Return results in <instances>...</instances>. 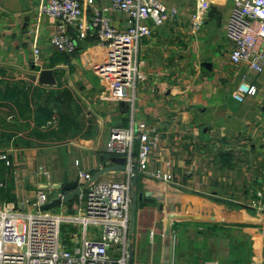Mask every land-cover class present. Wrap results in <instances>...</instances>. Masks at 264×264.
Here are the masks:
<instances>
[{"label": "crops", "instance_id": "obj_1", "mask_svg": "<svg viewBox=\"0 0 264 264\" xmlns=\"http://www.w3.org/2000/svg\"><path fill=\"white\" fill-rule=\"evenodd\" d=\"M161 1L177 7L178 16L142 40L137 60L146 78L124 99H116L97 71L106 51L96 45L97 38L90 35L76 54L58 51L52 44L57 20L38 14L39 1L0 0V79L22 84L31 94L67 88L74 95L61 103L71 121L61 129L55 123L56 133L48 137L33 135V113L23 119L15 106L0 105V117L11 126L7 130L16 133L8 137L10 146L0 147L10 159L15 200L0 203L33 210L38 190L52 199L72 190L65 185L69 182L79 187V170L94 176L118 156L106 147L112 130L145 121L159 135L150 167L173 174L174 181L139 172L135 186L127 170L99 176L131 178L132 193L153 199L138 202L136 228L129 231L133 264H162L169 212L209 217L173 221L171 264H264V210L249 204L253 199L264 203V70L230 58L226 28L232 0H208L210 10L199 29L191 21L197 0ZM85 14L90 17L91 10ZM111 17L116 26L126 25L123 13ZM34 45L41 49L38 64L32 59ZM43 68H54L56 85L38 82ZM241 81L255 85L257 92L236 99ZM0 133L5 136L1 125ZM79 203L77 195L61 205L74 211Z\"/></svg>", "mask_w": 264, "mask_h": 264}, {"label": "built area", "instance_id": "obj_2", "mask_svg": "<svg viewBox=\"0 0 264 264\" xmlns=\"http://www.w3.org/2000/svg\"><path fill=\"white\" fill-rule=\"evenodd\" d=\"M39 15L57 20L52 36L56 50L74 54L89 32L97 44L105 48L97 71L108 84L111 95L124 99L129 88H135L146 76L137 60L144 38L152 35L155 26H163L178 16L177 7L161 0H38ZM233 9L227 22V36L232 43L230 58L234 64L247 63L253 70H264V0H232ZM91 16L87 17V10ZM208 0H197L191 13L192 26L199 29L209 13ZM123 13L126 25L116 26L111 14ZM75 29V35L70 32ZM33 62L41 59L39 46L33 47ZM257 87L241 81L234 97L243 100L255 94ZM159 144L154 126L140 121L130 127L112 130L107 151L127 159L132 168L163 181H174L173 174L150 167L151 156ZM6 153L0 159H8ZM10 164L9 161H7ZM47 173V172H46ZM79 205L74 211L56 213L42 210L50 199L47 191H37L34 208H21L10 202L0 203V264H128L130 258L129 231L132 205L131 178L127 181L95 179L79 170ZM1 184V183H0ZM66 193H59L63 197ZM258 198L262 192H258ZM264 210V203L252 200ZM27 203V202H26ZM30 203V202H28ZM82 226L80 232L63 237L62 225ZM101 226V230L90 226ZM264 234V229H263Z\"/></svg>", "mask_w": 264, "mask_h": 264}, {"label": "trees", "instance_id": "obj_3", "mask_svg": "<svg viewBox=\"0 0 264 264\" xmlns=\"http://www.w3.org/2000/svg\"><path fill=\"white\" fill-rule=\"evenodd\" d=\"M72 34L75 35L76 33L73 31ZM90 35H92L93 37ZM91 37L93 39L96 38V36L92 32H89L85 40L79 43L77 51L74 54L80 51L83 43L88 42V40H90L89 38ZM73 98V93L67 88H60L50 92H45L44 89H42L41 91L40 89H34L33 94H31L30 88L27 89L22 84H14L13 82H7L3 79H0V105H2V107L9 106L10 109L15 106L19 109L18 113L23 119L26 118L27 113H33V121L35 123L33 128L34 136H54L56 133V128L51 127L53 125L55 126V123H57V126L60 129L63 126H66L67 122L71 121V119L67 115V113L63 114L61 103L72 101ZM6 120L7 118L2 119L0 117L1 129L3 128V132L5 135L3 137H0V139H8V137L11 138L16 134L11 130H7L9 129L10 124H8ZM17 125L23 126L19 122H17ZM45 127L48 128L46 130H42ZM109 154L111 155V153ZM7 161L9 160H0V183H3L2 185H0V202H3L4 200L9 201L14 198L13 174L11 172V166L7 164ZM137 183L139 184V178L137 180Z\"/></svg>", "mask_w": 264, "mask_h": 264}, {"label": "water", "instance_id": "obj_4", "mask_svg": "<svg viewBox=\"0 0 264 264\" xmlns=\"http://www.w3.org/2000/svg\"><path fill=\"white\" fill-rule=\"evenodd\" d=\"M38 82L42 85L46 86H54L57 84V79L55 75L54 68H43L38 73ZM112 164L109 166H105L98 170V172L92 177L90 180L93 181L99 176L105 172L108 171H123V170H129L127 166V159L123 156H113L111 158ZM131 172L133 173V183L135 186H137V180H138V174L139 170L137 168H132ZM66 187L72 188V190H69L63 197H54L51 200H49L47 203H45L41 209L42 210H51L57 206H60L62 203H67L73 198H75L79 193L81 188L77 187V182H69V184H65ZM61 186V184L59 185ZM76 188V189H75ZM142 200H150L153 201L152 198L145 197L142 192H139L138 190H134L132 193V205H131V221H130V231L134 233L136 228V221H137V209H138V202ZM209 218L208 216L199 215V214H184L179 212H169L166 216V224H165V230H164V255H163V262L162 264H171V247H172V225L174 220H205ZM214 218V217H211ZM231 222H238V223H249L251 221H254L252 219H244V218H229L228 219ZM134 260V251L131 248L130 250V258L128 263L133 264Z\"/></svg>", "mask_w": 264, "mask_h": 264}, {"label": "rangeland", "instance_id": "obj_5", "mask_svg": "<svg viewBox=\"0 0 264 264\" xmlns=\"http://www.w3.org/2000/svg\"><path fill=\"white\" fill-rule=\"evenodd\" d=\"M38 1V0H37ZM3 119V118H2ZM8 120H10V119H8ZM19 127V126H18ZM10 128H11V126H10ZM8 142H10V141H8V139L7 138H1L0 139V147H7V146H10L11 144L10 143H8ZM0 151H1V149H0ZM1 153H2V151H1ZM0 153V157L2 156V155H4L5 153L3 152V154H1ZM7 155V154H6ZM8 156V155H7ZM8 159H9V156H8ZM0 160H4V159H0ZM10 160V159H9ZM230 163H231V165H235L236 163L235 162H233L232 163V161H231V159H230V161H229ZM261 165H262V171L264 172V161H261ZM228 168H230V166L228 167ZM232 169V168H231ZM231 195V194H230ZM230 195L229 196H227V198L228 199H234L235 200V198H233V197H230ZM12 200H15V199H12ZM251 201V202H250ZM248 203L250 204V205H252V206H254L253 205V202H252V200H250ZM230 203H232L231 201H230ZM255 207V206H254ZM33 211L34 212H37L38 211V209L37 208H33ZM52 211H54V212H56V213H66V212H68V210L65 208V206H63V205H60V206H57V207H55V208H53L52 209ZM100 229L101 230V226L100 225H98V227H95V226H90L89 227V229L90 230H92V229ZM76 230H79L80 232L83 230V227L82 226H78V227H76L75 225H73V224H71V225H69V224H66V223H64L63 225H62V231H63V237L64 238H67V239H69L70 238V233H72V232H76Z\"/></svg>", "mask_w": 264, "mask_h": 264}]
</instances>
